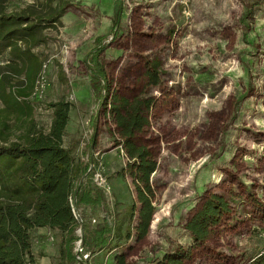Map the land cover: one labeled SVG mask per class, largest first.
I'll list each match as a JSON object with an SVG mask.
<instances>
[{"label": "rangeland", "instance_id": "374dc122", "mask_svg": "<svg viewBox=\"0 0 264 264\" xmlns=\"http://www.w3.org/2000/svg\"><path fill=\"white\" fill-rule=\"evenodd\" d=\"M2 5L7 12L42 15L65 6L33 49L43 66L30 97L31 119L12 115L9 123L10 140L27 131L31 120L47 131L49 103H72L65 145H76L78 160L93 156L87 181L104 196L101 206L77 208L85 229H77L76 241L87 237L92 243L105 221L113 232L105 247L85 245L87 258L77 255L75 242L71 264H118L121 254L126 264H161L175 251L184 252L181 264H250L264 247V0H2ZM98 39L107 45L98 66L107 74L108 98L142 94L155 100L150 126L140 136L158 165L151 177L155 212L142 239L133 229L135 187L128 172L118 174L128 158L93 87L91 54ZM151 73L157 85H149ZM214 195L225 200L228 212L211 236L196 241L186 224ZM59 242L58 230L39 228L35 260L27 264H59Z\"/></svg>", "mask_w": 264, "mask_h": 264}, {"label": "trees", "instance_id": "16d2710c", "mask_svg": "<svg viewBox=\"0 0 264 264\" xmlns=\"http://www.w3.org/2000/svg\"><path fill=\"white\" fill-rule=\"evenodd\" d=\"M64 12L65 6L50 15L33 10L7 12L0 0V264L34 262V233L39 228L60 232L59 264L73 263L76 231L80 226L85 229L74 213L73 203L79 208L101 206L104 201L102 189L87 181L93 170V156L87 161L78 160L74 155L76 145H65L72 109L69 101L49 103L53 111L47 131L36 128L31 120L27 131L17 140H10L9 117L16 115L19 120H30L33 114L34 102L30 97L43 66L33 49L43 42L42 30L55 25ZM117 27L118 24L116 30ZM98 42L91 54L93 87L101 104L112 115L128 158L118 174L124 177L128 172L135 187L139 206L132 208L133 229L136 237L142 239L148 234L155 212L151 177L158 165L157 155L143 144L140 136L150 126L155 100L142 94L128 97L116 93L108 98L107 74L98 66V57L107 45H101L102 39ZM157 84L151 73L149 85ZM226 212L228 204L221 196L214 195L191 216L186 229L196 241H204L214 233V226ZM130 230L128 238L133 235ZM112 232L110 223L105 221L92 243L83 237V244L91 246L95 242L99 248L105 247ZM183 253L167 254L161 264H181ZM117 261L126 264L125 255H119ZM250 264H264V247Z\"/></svg>", "mask_w": 264, "mask_h": 264}, {"label": "built area", "instance_id": "2783aa9c", "mask_svg": "<svg viewBox=\"0 0 264 264\" xmlns=\"http://www.w3.org/2000/svg\"><path fill=\"white\" fill-rule=\"evenodd\" d=\"M92 166H93V163H92ZM73 210H74V213L77 217V219L79 220L80 224L82 225L83 223V220L81 218V216L79 215L78 211H77V208L75 206V202L73 203ZM81 227V226H80ZM80 227L78 228L80 230ZM75 252L77 253V255H83L84 252H85V248H84V244H83V238L79 239V241L77 242L76 241V246H75ZM84 257L87 258L88 257V254L85 253L84 254Z\"/></svg>", "mask_w": 264, "mask_h": 264}]
</instances>
